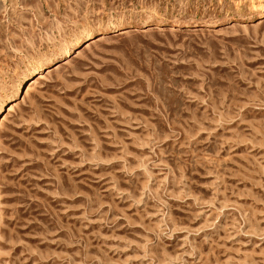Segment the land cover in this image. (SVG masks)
<instances>
[{
    "label": "rangeland",
    "instance_id": "rangeland-1",
    "mask_svg": "<svg viewBox=\"0 0 264 264\" xmlns=\"http://www.w3.org/2000/svg\"><path fill=\"white\" fill-rule=\"evenodd\" d=\"M254 2L0 0V264H264Z\"/></svg>",
    "mask_w": 264,
    "mask_h": 264
},
{
    "label": "bare ground",
    "instance_id": "bare-ground-1",
    "mask_svg": "<svg viewBox=\"0 0 264 264\" xmlns=\"http://www.w3.org/2000/svg\"><path fill=\"white\" fill-rule=\"evenodd\" d=\"M251 3L254 4V3H255L254 0H251ZM89 45H90V44H89ZM42 75H43V74H40V76H42ZM44 77H45V76H44ZM35 79H36V78H35ZM36 81H37V80H36ZM36 84H37V83H36ZM31 86H32V85H31ZM31 86H30V84H29L27 87H25V89H24V94H29V90H30ZM22 99H23V98H22ZM14 103H15V102H14ZM14 103H12L11 106H8V109H7L8 112L11 111V109H14V108H13V107H14V105H13ZM9 113H10V112H9ZM7 115H8V114H7ZM1 117H2V118H1V120H0V123H1L2 119L5 118V114L2 115Z\"/></svg>",
    "mask_w": 264,
    "mask_h": 264
}]
</instances>
